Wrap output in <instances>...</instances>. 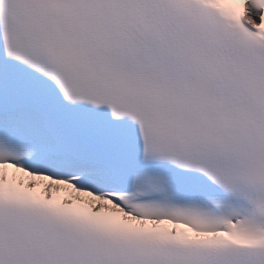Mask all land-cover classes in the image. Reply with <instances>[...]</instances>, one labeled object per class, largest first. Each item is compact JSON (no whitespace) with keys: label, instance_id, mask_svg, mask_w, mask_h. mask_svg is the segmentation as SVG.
Here are the masks:
<instances>
[{"label":"snow or ice","instance_id":"snow-or-ice-1","mask_svg":"<svg viewBox=\"0 0 264 264\" xmlns=\"http://www.w3.org/2000/svg\"><path fill=\"white\" fill-rule=\"evenodd\" d=\"M0 264H264V0H0Z\"/></svg>","mask_w":264,"mask_h":264}]
</instances>
